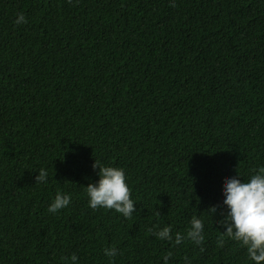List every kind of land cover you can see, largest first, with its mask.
Instances as JSON below:
<instances>
[{
    "label": "trees",
    "instance_id": "1",
    "mask_svg": "<svg viewBox=\"0 0 264 264\" xmlns=\"http://www.w3.org/2000/svg\"><path fill=\"white\" fill-rule=\"evenodd\" d=\"M174 3L0 0V264H248L209 209L264 165V0ZM95 160L125 169L131 218L88 207ZM193 215L202 245L148 231Z\"/></svg>",
    "mask_w": 264,
    "mask_h": 264
},
{
    "label": "clouds",
    "instance_id": "2",
    "mask_svg": "<svg viewBox=\"0 0 264 264\" xmlns=\"http://www.w3.org/2000/svg\"><path fill=\"white\" fill-rule=\"evenodd\" d=\"M169 6H176L174 0H169ZM24 23H27L26 17L23 13H18L14 24ZM96 168H99L98 181L85 186L88 207L93 210H114L125 219L131 218L136 211V203L131 198L125 169L104 166L95 160L93 169ZM241 177V173L237 172L236 176L225 181L222 203L226 208L221 210L219 206H213L209 209L213 217H219L216 223L222 228V235L217 243L218 246H223L224 238L227 237L245 249L248 264H264V165L257 166L247 179L242 181ZM48 178L47 169L40 168L35 177V184H47ZM71 202L69 194L57 192L48 205L47 212L56 214L67 208ZM156 215L159 216L160 213L157 212ZM148 231L157 240L171 243L173 247L183 244L186 240L199 246L206 239L204 221L196 215L192 216L186 232H173L171 225L160 227L159 224L152 225ZM103 252L110 261L120 254L116 247L104 248ZM171 258L172 253L167 252L160 260L162 264H170ZM60 259L61 264H79L76 254ZM185 264H190L187 257Z\"/></svg>",
    "mask_w": 264,
    "mask_h": 264
}]
</instances>
